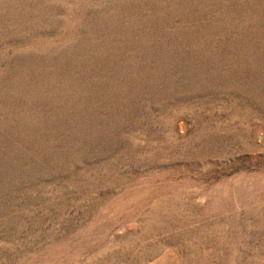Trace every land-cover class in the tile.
I'll use <instances>...</instances> for the list:
<instances>
[{
  "label": "rangeland",
  "instance_id": "obj_1",
  "mask_svg": "<svg viewBox=\"0 0 264 264\" xmlns=\"http://www.w3.org/2000/svg\"><path fill=\"white\" fill-rule=\"evenodd\" d=\"M0 264H264V0H0Z\"/></svg>",
  "mask_w": 264,
  "mask_h": 264
}]
</instances>
